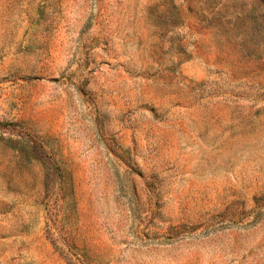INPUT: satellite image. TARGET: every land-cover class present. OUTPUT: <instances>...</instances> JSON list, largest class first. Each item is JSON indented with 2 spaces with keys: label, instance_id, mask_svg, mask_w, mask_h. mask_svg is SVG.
<instances>
[{
  "label": "rangeland",
  "instance_id": "374dc122",
  "mask_svg": "<svg viewBox=\"0 0 264 264\" xmlns=\"http://www.w3.org/2000/svg\"><path fill=\"white\" fill-rule=\"evenodd\" d=\"M0 264H264V0H0Z\"/></svg>",
  "mask_w": 264,
  "mask_h": 264
}]
</instances>
